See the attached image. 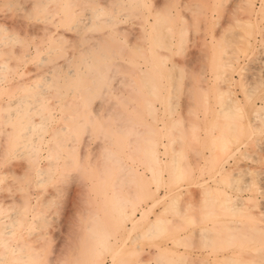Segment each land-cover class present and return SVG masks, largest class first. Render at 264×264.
Instances as JSON below:
<instances>
[{"label": "rangeland", "instance_id": "obj_1", "mask_svg": "<svg viewBox=\"0 0 264 264\" xmlns=\"http://www.w3.org/2000/svg\"><path fill=\"white\" fill-rule=\"evenodd\" d=\"M71 1L0 0V210L36 205L0 263L264 264V0ZM29 91L31 113L4 103Z\"/></svg>", "mask_w": 264, "mask_h": 264}, {"label": "bare ground", "instance_id": "obj_2", "mask_svg": "<svg viewBox=\"0 0 264 264\" xmlns=\"http://www.w3.org/2000/svg\"><path fill=\"white\" fill-rule=\"evenodd\" d=\"M73 1H75V0H73ZM73 1H71V3L73 2ZM42 3V2H41ZM45 3V2H44ZM65 3H68V1H66ZM74 3V2H73ZM118 3V2H117ZM43 4V3H42ZM119 5H120V1H119V3H118ZM123 5H124V3H122ZM121 4V5H122ZM45 5H47V4H45ZM75 5V4H74ZM73 5V6H74ZM122 5V6H123ZM96 6H97V4H96ZM47 7V6H46ZM65 7V6H64ZM62 8V7H61ZM68 8H70V7H68ZM116 9H117V7H116ZM63 10H66V9H63ZM78 10V9H77ZM76 8L74 7V9L72 8V10H71V12L72 13H76ZM104 10V8L102 7V6H100V5H98V7H94V9H92V15H95V16H97V19H99V16H100V13L102 12ZM63 12V11H62ZM65 12V11H64ZM67 12H69V11H67ZM67 12H66V16H67ZM70 12V13H71ZM71 13V14H72ZM78 13V12H77ZM74 15V14H73ZM72 15V16H73ZM50 16H51V14H50ZM75 16V15H74ZM78 16V15H77ZM111 15H110V18L109 17H107L106 19H107V22H108V20H109V22L111 21ZM80 18V17H79ZM88 19V21H90L91 22V20H92V18L91 17H87ZM113 18V17H112ZM101 19V18H100ZM103 19V18H102ZM77 20V19H76ZM81 21V20H80ZM101 21V20H100ZM87 22V21H86ZM95 22H96V20H95ZM94 22V23H95ZM83 24V23H82ZM84 24H85V22H84ZM88 24V23H87ZM81 25V24H80ZM90 25H93V23L92 24H90ZM71 27L74 29H77L78 30V28H79V23H78V21L77 22H75L73 25H71ZM81 27V26H80ZM84 27V26H83ZM85 27H86V24H85ZM1 29V28H0ZM79 30H80V28H79ZM63 34V33H62ZM93 37V36H92ZM96 37V36H95ZM101 37V36H100ZM13 38H15V36H9V35H1V41H0V47L1 46H3V45H5L6 43H8V41H6L7 39L10 41V39H13ZM97 38H99V37H97ZM101 39V38H100ZM89 40V39H88ZM93 40V39H92ZM95 41V40H94ZM12 42V41H11ZM90 46H92V44L90 45ZM86 49V48H85ZM90 47L88 48V50L90 51ZM87 50V49H86ZM88 51V52H89ZM90 53V52H89ZM89 53H87L88 54V56H89ZM103 53V52H102ZM87 54H86V57L84 58V62H81V63H83V64H86V63H88V56H87ZM100 54V53H99ZM103 55V54H102ZM104 56V55H103ZM106 57V56H105ZM45 59V57H42L41 58V61H43ZM46 60H47V58H46ZM44 62V61H43ZM82 64V65H83ZM94 65V63H92L91 62V65ZM97 64H98V62H97ZM92 65V66H93ZM96 65V64H95ZM81 66V65H80ZM54 67V66H53ZM83 67V66H82ZM81 67V68H82ZM91 67V66H90ZM8 68V64H7V62L6 61H0V71H5L6 69ZM51 69V68H50ZM90 69V68H89ZM51 70H53V68L51 69ZM51 70H50V72H51ZM81 70V69H80ZM83 70V69H82ZM81 70V71H82ZM91 70H92V68H91ZM94 70V69H93ZM92 70V71H93ZM14 71V70H13ZM90 71V70H89ZM89 71H88V74H89ZM8 72H9V69H8ZM17 72V71H16ZM49 71H47V73H48ZM66 72H67V74H72V70L71 69H68V70H66ZM96 71L94 70V73H95ZM14 73V72H13ZM74 73V72H73ZM93 73V72H92ZM82 74H84V73H82ZM87 74V75H88ZM96 74V73H95ZM1 75V74H0ZM90 76H91V74H90ZM48 76L46 75V77L44 76V78L46 79ZM51 77V76H50ZM92 77H93V75H92ZM3 77L2 76H0V79H2ZM88 78H90V77H88ZM48 79V78H47ZM51 79V78H50ZM91 80H92V78H91ZM0 81H2V80H0ZM92 82H94V80H92ZM32 85V84H31ZM30 86V85H29ZM29 86H27L28 88H29ZM33 87L34 86H37L38 88H41V91H44L45 90V88H44V86H43V83H37L36 85L34 84V85H32ZM31 86V87H32ZM30 87V88H31ZM0 88H3V87H0ZM28 88H26V90H28ZM32 89V88H31ZM1 90V89H0ZM4 90L5 91H7V89H4L3 88V92L2 93H5L4 92ZM2 91V90H1ZM30 94V91L29 92H26V94H24V95H22V94H20V95H22V96H18L17 95V97L14 99H11V100H9V102H4L5 104L7 103V105L8 106H12V105H14V107H15V109L16 110H18V112H19V110H21L22 108H26L27 109V111L29 110L30 111V113H31V110L33 109V108H38V106L40 105V106H42L41 104H42V99H40V98H38L37 97V94L35 95L34 94V92L33 93H31V94H34L36 97L34 98V96H33V98L34 99H28V96H31V94ZM2 95V94H1ZM39 95H42V94H40V91H39ZM40 97V96H39ZM41 98H43V97H41ZM43 105H46V104H43ZM0 106H3V104L2 105H0ZM6 106V105H5ZM8 106H6L7 108H9ZM5 107V108H6ZM14 107H12V108H14ZM2 108V107H1ZM41 108L42 107H40V110H41ZM45 108V107H44ZM11 108H9L7 111H9ZM36 109H34V110H36ZM12 110V109H11ZM10 110V111H11ZM34 110H32V112L34 111ZM13 111V110H12ZM10 112L8 115H5L6 116V119L7 120H10L11 118V116L14 114V112L15 111H13V112ZM22 111V110H21ZM39 111V110H38ZM43 111V110H42ZM41 111V112H42ZM36 112V114H37V111H35ZM15 113H17V112H15ZM21 112H19L18 113V116H19V114H20ZM23 113V112H22ZM29 113V114H30ZM5 114V113H4ZM33 114H35V113H33ZM35 114V115H36ZM40 114V113H39ZM3 115V114H2ZM20 115H22V114H20ZM38 115V114H37ZM50 115V114H49ZM14 116V115H13ZM26 116H27V114L25 115V113H24V117L26 118ZM23 117V118H24ZM43 117V116H42ZM51 116H49V118H50ZM28 118V123H26V125H24L21 129H22V131L19 133V135L21 136V137H23V138H25L26 137V140H24V147H26V149L30 152V153H32V154H37V152L39 151V143H38V140L35 138V137H32L31 135H32V132L36 129V128H38L37 126H38V124H37V122H35L33 119H32V117H27ZM40 119H42V118H40ZM13 119H11V121H12ZM26 120V119H25ZM25 120H23V121H25ZM44 121H46L45 119H43ZM42 120V121H43ZM19 121V120H18ZM43 121V122H44ZM17 122V121H16ZM40 122V121H39ZM42 123V122H41ZM19 125V124H18ZM21 127V126H20ZM37 130V129H36ZM33 134H34V132H33ZM17 136V133H16V135H15V137ZM38 138V137H37ZM41 138V137H40ZM39 139V138H38ZM17 141V140H16ZM19 141H20V139H19ZM40 141V140H39ZM83 142H84V140H83ZM20 144H22V143H20ZM19 144V145H20ZM65 144V143H64ZM63 144V145H64ZM71 144H73V143H71ZM80 144V143H79ZM81 144H82V142H81ZM88 141H86V142H84L83 143V147H84V149L83 150H85V154L87 153V147H88ZM15 145H16V143H15ZM19 145H17V148L19 147ZM67 145H69V143H67ZM67 145H65V146H67ZM73 147H75L76 148V146L75 145H72ZM23 147V145H20V148H22ZM41 147V146H40ZM69 147V146H68ZM145 147H147V146H145ZM14 148H16V147H14ZM89 148V147H88ZM65 149H66V147H65ZM145 149V148H144ZM22 150V149H21ZM24 150V149H23ZM68 150V149H67ZM70 150V149H69ZM68 150V151H69ZM15 151V150H14ZM72 151V150H71ZM17 152V151H16ZM27 152V151H26ZM75 152V151H74ZM90 152V151H89ZM88 152V153H89ZM149 157H150V160L152 161V162H150L151 164H157L158 162V160H159V158H158V152H157V149H156V146L154 145V143H153V145H152V143H151V145H148V147L145 149V151H144ZM22 153V152H21ZM80 154V153H79ZM79 156V155H78ZM87 156V155H86ZM79 159H80V157H78ZM86 159V158H85ZM47 160H48V164H47V166H45V167H43V166H39L38 168H37V172H38V174L39 175H45V174H47V173H51V171H50V169H51V167L53 168V166H54V163H53V161H52V159H50V157L48 158V156H47ZM46 160V161H47ZM85 161V160H84ZM90 161V160H89ZM55 162V161H54ZM80 162V161H79ZM86 162V161H85ZM149 162V161H148ZM51 165V166H50ZM153 166V165H152ZM121 167H125V166H121ZM120 167V168H121ZM154 167V166H153ZM156 167H159V165L157 164L156 165ZM50 168V169H49ZM119 168V167H118ZM126 168V167H125ZM151 168V167H150ZM151 169H153V168H151ZM160 169V168H159ZM159 169H156L155 171H157V170H159ZM53 170V169H52ZM53 173V172H52ZM157 173H158V171H157ZM49 175V174H48ZM41 177V176H40ZM39 177V181L41 182L42 180H43V178H42V180H41V178ZM118 192H119V190H118ZM117 193V192H116ZM115 193V194H116ZM118 195V194H117ZM120 195V194H119ZM117 197V196H116ZM117 200H118V202L120 203V204H126V201L122 198V196L120 197V196H118V198H117ZM37 204V203H36ZM125 206V205H124ZM1 207V206H0ZM3 207V206H2ZM2 207H1V209H2ZM18 207V206H17ZM21 207V206H20ZM23 207H26V206H23ZM36 207V205H30L29 204V206H28V210L29 211H32V213L30 214V212L29 213H27L28 212V210H23V215H24V218L27 220H32L33 218V216H35V214H33V212L35 213V208ZM38 207V206H37ZM10 208V207H9ZM27 208V207H26ZM122 208V207H121ZM120 208V209H121ZM14 209H15V207H14ZM136 209H137V207L136 206H132V208H131V210L130 211H125V209L124 210H120V215L122 216V218H126V219H128L129 220V222H130V227H128L129 229H131V228H133L137 223H138V221H140L141 219H143L145 216H146V214H145V209L144 210H139V212H136ZM151 209V208H150ZM7 210V209H6ZM0 211H5V210H0ZM21 212H22V210H20ZM20 211H18V210H12V211H10V212H0V224H1V227H2V230H1V233H2V236L4 235V236H8V235H10L11 236V234L12 233H14L13 232V230H14V225L16 226L17 225V223H18V225H19V223L21 222V223H23L22 221H23V215H21V217H22V219H21V217H20ZM27 211V212H26ZM27 214H26V213ZM36 213H38V212H36ZM43 213V212H42ZM26 214V215H25ZM38 214H40V213H38ZM38 214H36L37 215V218H38ZM31 215H32V217H31ZM160 217V216H159ZM157 218V220H156V222H161L162 221V219L161 218ZM34 218H36V216L34 217ZM22 221H21V220ZM19 220H20V222H19ZM30 220V221H31ZM41 220V219H40ZM33 221H35V220H33ZM21 225V224H20ZM154 225V224H153ZM3 236V237H4ZM9 236V237H10ZM105 236V235H104ZM4 238H8V237H4ZM106 238V237H105ZM103 239V240H100V243H103L104 245H105V243H107V241H108V239L106 238V239ZM7 241H9V240H7ZM99 242V241H98ZM174 242V244H176V243H178V240L176 239V240H174L173 241ZM9 242H7L6 243V240H4L2 237L0 238V244H4V248H6V247H8V248H11L12 249V252L11 253H14V252H16V250L18 251V249H19V245H16L15 246V244H14V246L12 245H9L8 244ZM103 244H101L102 245V247H103ZM2 247V248H3ZM101 247V248H102ZM107 247V246H106ZM105 247V248H106ZM104 248V249H105ZM108 248V247H107ZM90 250H92V249H90ZM89 250V251H90ZM158 250H159V253L161 254L162 252H166V253H170V251H172V250H170L169 249V247H164V248H162V247H160V246H158ZM5 251V250H4ZM3 251V252H4ZM14 251V252H13ZM2 252V251H1ZM7 252H9V251H7ZM94 252V251H93ZM112 252V251H111ZM5 253V252H4ZM174 253V252H173ZM101 253H99V249L96 251V252H94L93 254H91V256H90V263H92V264H105L103 261H102V259L100 258L101 257V255H100ZM172 254V253H171ZM2 255V254H1ZM0 255V261L1 260H3L4 259V257H3V255L1 256ZM19 257V255L17 256V258ZM21 257V258H20ZM20 257L18 258V260L19 259H21V261L22 260H24L23 258L25 257L24 256V254L23 255H21L20 254ZM227 257V256H226ZM226 259V258H225ZM17 260V261H18ZM119 260V259H118ZM20 261V260H19ZM228 261H229V259H228ZM113 262V261H112ZM227 262V261H226ZM230 262V261H229ZM26 264L24 261L23 262H18V264ZM1 264V263H0ZM3 264V263H2ZM11 264V263H10ZM15 264H17V263H15Z\"/></svg>", "mask_w": 264, "mask_h": 264}]
</instances>
